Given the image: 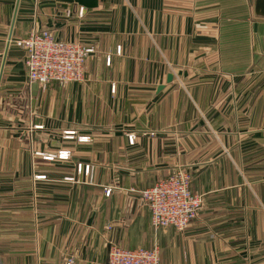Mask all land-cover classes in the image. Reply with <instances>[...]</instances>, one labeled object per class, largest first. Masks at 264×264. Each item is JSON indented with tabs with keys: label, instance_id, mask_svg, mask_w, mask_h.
<instances>
[{
	"label": "crops",
	"instance_id": "obj_1",
	"mask_svg": "<svg viewBox=\"0 0 264 264\" xmlns=\"http://www.w3.org/2000/svg\"><path fill=\"white\" fill-rule=\"evenodd\" d=\"M15 2L0 0V66ZM254 2L19 0L0 82V264H106L110 242L158 247L161 264H264V17ZM34 30L93 49L82 82L30 95L16 43ZM63 151L67 160L41 157ZM176 169L202 209L182 232L154 231L131 189Z\"/></svg>",
	"mask_w": 264,
	"mask_h": 264
},
{
	"label": "built area",
	"instance_id": "obj_2",
	"mask_svg": "<svg viewBox=\"0 0 264 264\" xmlns=\"http://www.w3.org/2000/svg\"><path fill=\"white\" fill-rule=\"evenodd\" d=\"M79 14L82 15V9L79 10ZM17 43L25 53L23 64L29 85L44 86L52 82L65 85L84 80V63L88 54L93 52L92 48L57 40L46 30L31 31ZM73 135L72 131L64 132L65 139L72 138ZM148 135L153 136L154 133L148 132ZM127 138L128 143L132 144L134 135L129 134ZM77 140L86 142L88 137H78ZM41 157L44 161L67 160L69 152L43 154ZM111 191L112 188H105L104 195L109 196ZM131 192L137 193L147 207L150 225L154 231L163 228L184 231L197 219L203 206L202 195L191 192L190 176L184 169L174 170L170 176L157 181L147 189L141 191L131 189ZM160 253L157 247L124 249L110 242L106 264H161ZM72 263V259H68L66 264Z\"/></svg>",
	"mask_w": 264,
	"mask_h": 264
},
{
	"label": "water",
	"instance_id": "obj_3",
	"mask_svg": "<svg viewBox=\"0 0 264 264\" xmlns=\"http://www.w3.org/2000/svg\"><path fill=\"white\" fill-rule=\"evenodd\" d=\"M75 1L78 4H82L83 6H85L87 8H93V7H96V5H97V0H75ZM18 3H19V0H16L15 5H14L13 17H12L11 24H10L9 34H8V38H7V42H6L4 53H3L1 66H0V82H1V78H2L4 63H5V59H6V55H7V51H8V47H9V43H10V39H11V34H12L13 25H14V21H15V17H16ZM254 11H255L256 15H258L260 17H264V0H255V2H254ZM170 80H171V76L169 75L167 77V81H170ZM37 88H38V86L36 84H33V85L30 86V90H31L30 95L32 97L36 96Z\"/></svg>",
	"mask_w": 264,
	"mask_h": 264
},
{
	"label": "rangeland",
	"instance_id": "obj_4",
	"mask_svg": "<svg viewBox=\"0 0 264 264\" xmlns=\"http://www.w3.org/2000/svg\"><path fill=\"white\" fill-rule=\"evenodd\" d=\"M16 44H17L18 47H20V46L18 45V43H16ZM20 48H21V47H20ZM157 248H158V247H157Z\"/></svg>",
	"mask_w": 264,
	"mask_h": 264
}]
</instances>
